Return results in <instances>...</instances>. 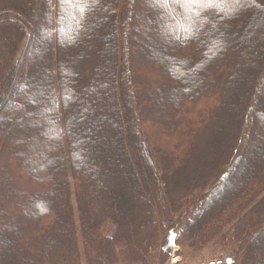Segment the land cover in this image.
I'll use <instances>...</instances> for the list:
<instances>
[{
    "label": "trees",
    "instance_id": "obj_1",
    "mask_svg": "<svg viewBox=\"0 0 264 264\" xmlns=\"http://www.w3.org/2000/svg\"><path fill=\"white\" fill-rule=\"evenodd\" d=\"M0 111V264H264V0H0Z\"/></svg>",
    "mask_w": 264,
    "mask_h": 264
},
{
    "label": "rangeland",
    "instance_id": "obj_2",
    "mask_svg": "<svg viewBox=\"0 0 264 264\" xmlns=\"http://www.w3.org/2000/svg\"><path fill=\"white\" fill-rule=\"evenodd\" d=\"M251 14L252 12H249V15ZM252 139H254L255 141L257 140L256 137H252ZM257 149L258 146L256 145L251 152L252 154H249L251 155V157L250 158L246 157L247 161H250V159L251 160L254 159L253 157L258 151ZM246 160L244 159V161ZM71 184H72V191L74 193V188H73L74 183L72 180H71ZM181 231L178 230V232L176 233L177 239L181 237ZM165 239H166V233L163 235L160 243L158 244V248H156V250L153 252V254L156 255L154 264H199L214 259H221V258L226 259L228 256H231V253L234 249V247L231 246L232 240L230 238H227V240L223 241L222 243L220 242L217 243L216 241H213L212 243L201 248L199 251L190 250L189 248L179 243L178 240L176 242V246L172 247L170 250H166ZM262 253L264 254V250H262ZM176 259L178 261L175 262ZM134 264H142V263H134Z\"/></svg>",
    "mask_w": 264,
    "mask_h": 264
},
{
    "label": "built area",
    "instance_id": "obj_3",
    "mask_svg": "<svg viewBox=\"0 0 264 264\" xmlns=\"http://www.w3.org/2000/svg\"><path fill=\"white\" fill-rule=\"evenodd\" d=\"M175 262H176V260H175ZM201 264H225V262L223 259H215V260H211V261L204 262Z\"/></svg>",
    "mask_w": 264,
    "mask_h": 264
},
{
    "label": "snow or ice",
    "instance_id": "obj_4",
    "mask_svg": "<svg viewBox=\"0 0 264 264\" xmlns=\"http://www.w3.org/2000/svg\"><path fill=\"white\" fill-rule=\"evenodd\" d=\"M193 2H201V0H193ZM213 0H208V3L211 4ZM236 2H239V0H236Z\"/></svg>",
    "mask_w": 264,
    "mask_h": 264
},
{
    "label": "bare ground",
    "instance_id": "obj_5",
    "mask_svg": "<svg viewBox=\"0 0 264 264\" xmlns=\"http://www.w3.org/2000/svg\"><path fill=\"white\" fill-rule=\"evenodd\" d=\"M176 261H178V260L176 259Z\"/></svg>",
    "mask_w": 264,
    "mask_h": 264
}]
</instances>
